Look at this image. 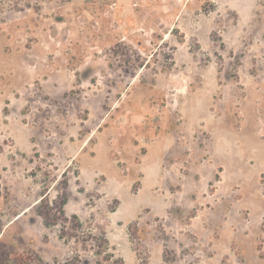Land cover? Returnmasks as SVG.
Segmentation results:
<instances>
[{
    "label": "rangeland",
    "instance_id": "rangeland-1",
    "mask_svg": "<svg viewBox=\"0 0 264 264\" xmlns=\"http://www.w3.org/2000/svg\"><path fill=\"white\" fill-rule=\"evenodd\" d=\"M0 264H264V0H0Z\"/></svg>",
    "mask_w": 264,
    "mask_h": 264
},
{
    "label": "trees",
    "instance_id": "trees-1",
    "mask_svg": "<svg viewBox=\"0 0 264 264\" xmlns=\"http://www.w3.org/2000/svg\"><path fill=\"white\" fill-rule=\"evenodd\" d=\"M41 200H44V197L41 199ZM64 202V204H66V202H67V200H64L63 201ZM39 214L41 215V216H43V218H45V219H48L49 218V210L48 209H46L45 211H43V210H41L40 212H39ZM62 214H64V217L65 218H67L66 216H65V212H64V209H63V211H62ZM74 219H76L77 221H78V223H80L81 221H79L80 220V218L77 216V215H73L72 216ZM54 224H57L55 221H54ZM66 232V231H65ZM105 240V242L103 243V247H108L109 246V243H108V241H106V239H104ZM96 253H101V251H95ZM103 257H105V259H107L109 262H113V259H114V255H113V253H110L109 251H106L105 252V256H103Z\"/></svg>",
    "mask_w": 264,
    "mask_h": 264
}]
</instances>
